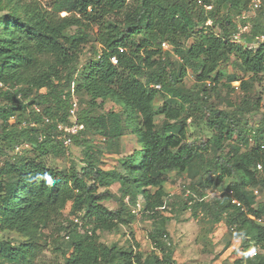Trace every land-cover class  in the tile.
<instances>
[{"label":"trees","instance_id":"obj_1","mask_svg":"<svg viewBox=\"0 0 264 264\" xmlns=\"http://www.w3.org/2000/svg\"><path fill=\"white\" fill-rule=\"evenodd\" d=\"M201 1L138 0L128 10V0H57L52 9L38 0H0V264L33 262L47 244L43 232L48 229L66 239L58 264H180L169 239V218L163 215L174 207L167 191L173 174L198 179L185 187L182 212L197 218L209 212L215 223L225 219L233 240L262 251L246 264H264V205L255 207L254 194L264 189V111L251 87V81L264 84V41L258 40L264 36V0L239 43L233 37L240 33L239 22L249 26L242 17L252 11L253 0ZM64 4L79 18L61 17ZM92 24L98 27L95 37L87 30ZM92 42L96 45L82 63ZM221 64L250 77L241 82L240 101L228 104L230 111L206 99L209 80L228 79ZM189 71L196 90L184 87ZM74 96L82 106L77 119L85 131L73 145L83 147V166L59 169L45 158L64 156L66 148L61 133L44 117L70 123ZM158 99L164 102L156 108ZM108 101L121 106L120 115L98 114ZM197 114L212 133L202 144L188 140L182 127ZM121 116L142 149L122 156L121 169L106 170L101 152H93L83 135L104 138L118 154ZM159 116L164 117L160 127ZM227 179L233 181L226 192L208 203L205 189ZM113 185H119L117 209L105 205L113 198ZM139 203L140 214L155 226L152 253L137 251L131 242H102V234L136 221ZM5 233L19 235L22 242L13 243Z\"/></svg>","mask_w":264,"mask_h":264},{"label":"rangeland","instance_id":"obj_2","mask_svg":"<svg viewBox=\"0 0 264 264\" xmlns=\"http://www.w3.org/2000/svg\"><path fill=\"white\" fill-rule=\"evenodd\" d=\"M38 1L43 4L45 8L52 9L57 0ZM137 2L138 0H128V10H133ZM63 6V9H61L59 13L61 17L76 14L69 12V4H64ZM260 12L256 14L252 11L249 12L251 13V18L249 19L250 22H248L249 26H245L246 28L244 27V24L239 22V24L246 29L245 33L250 32L253 25L251 20L254 15L258 16ZM76 17L79 18V15L76 14ZM119 18L123 19L124 14L120 15ZM87 30H89L91 35L95 37L98 32V27L92 24L91 27H87ZM216 33H219V29L216 30ZM193 41L194 40H190L188 44H192ZM96 42H92L85 47L82 55V63L86 62V55H90L91 45H96ZM165 50H169V47ZM168 57H170L171 60H175L177 55L174 53H168ZM219 70L225 73L228 79L220 84H215L212 80H209L208 83L211 84V87L208 89L206 99L216 109H219L220 111H230L231 107H229L228 104H233L235 102L238 103L240 101L244 96L242 90L239 89L241 82L250 81V77L244 76L240 70L231 64H221ZM231 77H236L239 80L230 83L229 80ZM195 84V75L189 71L187 78L184 80V87L196 90L194 89ZM228 85H231V89L228 88ZM251 87L253 94L256 95L255 97L262 98V110L260 112L262 113L264 111V84L251 81ZM163 102L164 101L158 99L155 103L156 108L162 105ZM173 106H175V104ZM81 109L82 106L79 104L80 112ZM121 110L122 108L119 104L108 101L105 103L104 108L98 111V114L107 115L109 112L113 111L120 115ZM197 115L189 117L187 123L185 125L183 124L182 127L186 129L188 140L195 141L197 144H202L206 143L211 138L212 133L208 130L205 121L201 119L202 116ZM121 119L123 135L119 141L118 154L115 151L117 147H112V149H110L111 147L107 146L104 138L89 132L83 135V139H87L86 143L93 146L91 149L93 152L97 154L101 152V166L106 170L114 168L119 169V160L122 156L131 154L136 149H142L138 142L137 135L128 134L122 116ZM163 121L164 117L159 116L157 118V124L159 127L162 125ZM65 124L69 123L66 122ZM258 125L257 122L255 127H258ZM132 126L135 127L136 125L132 124ZM83 151V147L80 148L72 145L66 149L64 156L58 157L51 155L47 156L45 160L49 166L59 169H67L73 163L77 164L78 168H81L84 159ZM206 155L208 157L212 156L211 152ZM197 180L198 179H192L191 176L187 174L179 176L173 174L167 185V191L170 195L168 200L174 204V207H169V210L163 213V215L169 218L166 226L169 233L170 243L175 250L174 258L177 262L180 264H246L247 258L252 257L255 254H261L262 251L257 246L246 244L242 240H233L232 232L225 219H221L220 223H215V219L209 212L206 213L203 218H197L192 215L191 211H181L183 205V203H181V197L186 198V195H183L185 187H189ZM231 181L233 180L227 179L219 186L214 183L211 188L205 189V200L208 203H213L219 199L221 195L226 192ZM255 190H258L259 192L258 195H255V207L257 208L259 204L264 205V189L257 188ZM111 191L113 193V198L106 202L105 205L110 209H117L120 199L119 185H113ZM67 213L68 211H66L65 215H67ZM261 223L264 224V217ZM154 231V223L147 217L137 214V219L133 224L128 227H121L118 232L104 233L101 235V240L108 245L117 244L119 246H128L130 244L129 242H131L137 251H141L147 255L154 250V245L151 240V233ZM43 233L46 236L45 242L47 244L42 246V248H39L36 258L29 264L60 263L61 252L58 249L63 247L64 241H66L63 233L58 235L53 229L44 230ZM3 237L11 240L15 244L22 242L21 237L15 233H5Z\"/></svg>","mask_w":264,"mask_h":264},{"label":"built area","instance_id":"obj_3","mask_svg":"<svg viewBox=\"0 0 264 264\" xmlns=\"http://www.w3.org/2000/svg\"><path fill=\"white\" fill-rule=\"evenodd\" d=\"M198 4H202L201 0H198ZM263 5V0H253L252 1V5H251V9L252 12L255 13L257 10L261 9ZM208 10H211V7L207 8ZM243 19H250L251 18V13L246 14L245 16L242 17ZM208 24H211V22H209ZM246 28V27H245ZM242 26H239V30L240 33H238L237 35H235L233 37V41L236 43H239L241 41V36L242 34L245 33L246 29ZM259 41H264V36H261L258 38ZM164 49H168V45L164 44ZM112 63L114 65L118 64V60L116 58H112ZM211 84L208 83V86H210ZM156 88H160L159 86H157ZM78 111H79V102L78 99L74 96L72 98L71 101V108H70V119L71 122L69 124H65L63 122H60L59 120H53L50 117H44V121L46 124L51 125L54 124L56 126V129L58 130L59 133H61V139L63 141L64 147L66 149H68L70 146L73 145L74 142V138L75 137H79L83 134V132L85 131V126L84 124H81L78 122ZM21 147H17L16 148V153H20L21 152ZM1 165V163H0ZM258 190H254V194L258 195ZM189 194V192L187 193V195ZM229 195L233 198L234 197V192L231 190L229 192ZM234 204L240 205V203L237 202V200H233ZM141 212V204L139 203L137 205V207L135 208V213L136 214H140ZM231 230H234V227L231 228Z\"/></svg>","mask_w":264,"mask_h":264},{"label":"clouds","instance_id":"obj_4","mask_svg":"<svg viewBox=\"0 0 264 264\" xmlns=\"http://www.w3.org/2000/svg\"><path fill=\"white\" fill-rule=\"evenodd\" d=\"M45 179L48 180L49 182H51V177H49V176L46 175L45 176Z\"/></svg>","mask_w":264,"mask_h":264}]
</instances>
